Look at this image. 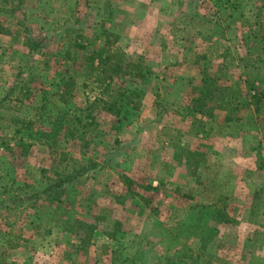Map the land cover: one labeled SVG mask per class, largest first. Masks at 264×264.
I'll return each mask as SVG.
<instances>
[{
	"label": "rangeland",
	"instance_id": "rangeland-1",
	"mask_svg": "<svg viewBox=\"0 0 264 264\" xmlns=\"http://www.w3.org/2000/svg\"><path fill=\"white\" fill-rule=\"evenodd\" d=\"M259 23L264 0H1L0 261L264 264Z\"/></svg>",
	"mask_w": 264,
	"mask_h": 264
},
{
	"label": "trees",
	"instance_id": "trees-1",
	"mask_svg": "<svg viewBox=\"0 0 264 264\" xmlns=\"http://www.w3.org/2000/svg\"><path fill=\"white\" fill-rule=\"evenodd\" d=\"M3 1H6V0H3ZM228 2H229V0H227V3ZM263 30H264V23H259V29L252 30L251 32H249V35L245 36L246 37L245 40L248 42L249 40L252 39L258 44L261 41V39H263V36L260 37V33H262ZM77 46L84 48L83 45L77 44ZM104 50L105 49H102L101 51L97 52V55H98L97 58H98L100 66L96 67L93 71L101 68V72H104V73L108 72V68L105 67V65L107 62H109L112 55L107 53V55H105V57H104V52H106V50L105 51ZM117 53L123 55V53H121L120 51ZM95 59H93L92 64H94ZM130 65H131V63H129L127 66H130ZM118 68H119V66L117 67V70H118ZM143 69H144L143 65L140 64V65H138L137 70L133 71V74L137 77L143 78V77H145V73H143ZM257 80L260 84H264V77L262 75L256 77L254 80L247 79V82L250 86L249 90H253L254 88H257L255 86V83L257 82ZM216 81H217V79H211L210 77H205L202 80V82L205 84V90L204 91L206 92V95H204V96L205 97L212 96L213 93H216L219 90V94L222 95V96H220V99H217V102H218L217 106L219 108H221L222 110H229L230 108H232V109L238 108V98L239 97H237V95L239 93H236V91H234L236 89V86H228L226 88H219L218 86L215 85ZM228 94H229V96H228ZM140 96L141 95H139V97ZM123 97L125 98V96H123ZM136 97H138V95H136ZM261 98H264V90L262 91V93H260V96H258L257 104L261 103V100H262ZM129 102L132 104L131 110H138L141 108V104H142L141 101H139V100L137 101L136 99H129ZM106 105L107 106L105 108L107 111L114 112L115 104H111V103L106 102ZM228 116L229 117H227V120L230 121L231 116L230 115H228ZM91 119H92V121H91V123H92L94 121V117H92ZM41 135L47 136V134H45L43 132H41ZM86 172H88V169L82 168L73 174L66 175L65 177L59 176V178L57 179V181L55 183H52L51 185H49L46 189H44L42 191H37L36 195H40L41 193H46L49 195L55 194L58 192V190H61L64 187V185L73 182L74 180H76L80 176H83ZM260 192L261 193L264 192V186L261 188ZM205 207L207 209H210L207 206H204L203 208H205ZM197 224H200V223H197V221L192 223L193 226H197ZM204 225H206V224H204ZM188 234H187V236H190V234L189 235ZM255 258L258 259L260 263H264V256L263 257L255 256ZM0 264H5V263L0 261ZM172 264H181V263H172Z\"/></svg>",
	"mask_w": 264,
	"mask_h": 264
}]
</instances>
